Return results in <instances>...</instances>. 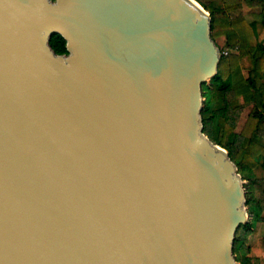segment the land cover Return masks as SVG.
I'll return each mask as SVG.
<instances>
[{
  "label": "water",
  "instance_id": "95a60500",
  "mask_svg": "<svg viewBox=\"0 0 264 264\" xmlns=\"http://www.w3.org/2000/svg\"><path fill=\"white\" fill-rule=\"evenodd\" d=\"M211 24L197 0H0V264H237Z\"/></svg>",
  "mask_w": 264,
  "mask_h": 264
},
{
  "label": "trees",
  "instance_id": "16d2710c",
  "mask_svg": "<svg viewBox=\"0 0 264 264\" xmlns=\"http://www.w3.org/2000/svg\"><path fill=\"white\" fill-rule=\"evenodd\" d=\"M197 1L210 12L212 36L218 46L217 38H224L218 72L203 83V132L228 151L244 180L249 218L236 232L237 264H262L251 253L248 238L264 223V175L256 173L258 167L264 171V37L258 21L246 17L245 7L261 8L264 24V0ZM49 43L57 54L69 53L62 34L51 35ZM246 109L249 112L238 130ZM262 244L264 247V234Z\"/></svg>",
  "mask_w": 264,
  "mask_h": 264
},
{
  "label": "rangeland",
  "instance_id": "374dc122",
  "mask_svg": "<svg viewBox=\"0 0 264 264\" xmlns=\"http://www.w3.org/2000/svg\"><path fill=\"white\" fill-rule=\"evenodd\" d=\"M213 1L215 4H221L223 2V0H211ZM245 14L246 17L249 20H256L258 21L259 24V31H260V36L264 37V24L262 22V16H261V8H250V7H245ZM217 42L219 44V46H222L224 44V38L223 37H219L217 38ZM248 60L244 61V65H248ZM237 102H242V99H238ZM249 112V109H246V111L244 112L239 125H238V130L242 127L246 116ZM256 173L260 176L264 175V171L261 168H256ZM248 212V209H247ZM249 213V212H248ZM264 234V223L261 222L257 225L256 230L254 233L250 234L249 238H248V243L251 246V253L253 255H257L261 258L262 264H264V247L262 244V236Z\"/></svg>",
  "mask_w": 264,
  "mask_h": 264
},
{
  "label": "bare ground",
  "instance_id": "6f19581e",
  "mask_svg": "<svg viewBox=\"0 0 264 264\" xmlns=\"http://www.w3.org/2000/svg\"><path fill=\"white\" fill-rule=\"evenodd\" d=\"M71 46H72V49L74 50V47H73V44H72V42H71ZM75 51V50H74ZM203 138H205L206 139V137L204 136V135H201ZM207 140V139H206Z\"/></svg>",
  "mask_w": 264,
  "mask_h": 264
}]
</instances>
